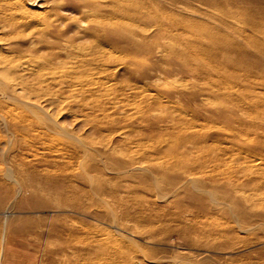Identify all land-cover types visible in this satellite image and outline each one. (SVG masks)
I'll use <instances>...</instances> for the list:
<instances>
[{
  "label": "rangeland",
  "instance_id": "rangeland-1",
  "mask_svg": "<svg viewBox=\"0 0 264 264\" xmlns=\"http://www.w3.org/2000/svg\"><path fill=\"white\" fill-rule=\"evenodd\" d=\"M0 109V264H264V0H0Z\"/></svg>",
  "mask_w": 264,
  "mask_h": 264
},
{
  "label": "bare ground",
  "instance_id": "bare-ground-1",
  "mask_svg": "<svg viewBox=\"0 0 264 264\" xmlns=\"http://www.w3.org/2000/svg\"><path fill=\"white\" fill-rule=\"evenodd\" d=\"M26 16H27V15H26ZM22 18H23V17H22ZM25 61H26V60H25ZM2 62H3V61H2ZM2 62H1V63H2ZM26 62H27V61H26ZM34 62H36V60H35ZM18 66H19V65H18ZM27 66H28V65H27ZM92 80H93V79H92ZM90 81H91V80H90ZM15 85H17V84H15ZM20 90H21V89H20ZM49 101H50V100H49ZM116 106H117V105H116ZM0 110H1V109H0ZM12 110H14V109H12ZM12 110L8 109V113H7V114H9L10 112H12ZM16 113L19 114L18 112H16ZM108 113H109V112H108ZM12 114H13V113H12ZM12 114H11V115H12ZM20 114H21V113H20ZM5 115H6V114H4V116H5ZM9 116H10V114H9ZM21 116H22V115H21ZM6 117H8V115H7ZM10 117H11V116H10ZM13 117H14V116H13ZM14 118H15V117H14ZM18 118H19V117H18ZM21 118H22V117H21ZM24 118H25V117H24ZM24 118H23V119H24ZM5 119H6V118H5ZM10 119H11V118H10ZM16 119H17V118H16ZM25 119H26V118H25ZM9 121H10V120H9ZM13 121H14V119H13ZM25 121H26V120H25ZM22 122H23V120H22ZM14 124H15V123H14ZM20 124H21V123H20ZM22 124H23V123H22ZM95 126H96V125H95ZM24 128H25V127H24ZM26 128H27V127H26ZM26 128H25V129H26ZM28 128H29V127H28ZM26 130H28V129H26ZM47 133H48V132H47ZM38 136H39V135H38ZM43 137H44V136H43ZM52 137H53V136H52ZM52 137H51V138H52ZM42 143H43V142H42ZM77 153H78V151H77ZM72 157H73V155H72ZM42 158H43V157H42ZM63 158H64V157H63ZM61 159H62V157H61ZM64 159H65V158H64ZM56 161H57V160H56ZM64 162H65V161H64ZM254 165H255V164H254ZM63 166H64V165H63ZM60 167H61V166H60ZM55 168H56V167H55ZM63 168H64V167H63ZM65 168H66V167H65ZM31 177H32V176H31ZM48 177H50V176H47V178H48ZM35 179H36V178H35ZM52 179H54V178H52ZM55 181H57V180L55 179ZM32 183H33V182H32ZM35 184H36V182H35ZM37 185H38V183H37ZM37 185H36V186H37ZM25 187H28V186L25 185ZM30 187H32V186H30ZM23 188H24V187H23ZM28 188H29V187H28ZM28 188H26V189H28ZM35 188H36V187H35ZM37 189L39 190V188H37ZM32 190H33V189H32Z\"/></svg>",
  "mask_w": 264,
  "mask_h": 264
}]
</instances>
